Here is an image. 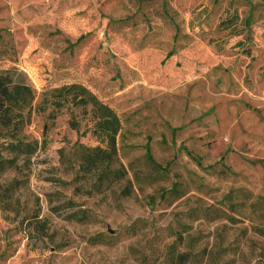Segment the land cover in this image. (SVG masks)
<instances>
[{
    "label": "rangeland",
    "instance_id": "rangeland-1",
    "mask_svg": "<svg viewBox=\"0 0 264 264\" xmlns=\"http://www.w3.org/2000/svg\"><path fill=\"white\" fill-rule=\"evenodd\" d=\"M72 83L119 117L123 179L81 175L88 114L35 109ZM17 139L40 147L0 169V264H264V0H0V155Z\"/></svg>",
    "mask_w": 264,
    "mask_h": 264
},
{
    "label": "trees",
    "instance_id": "trees-1",
    "mask_svg": "<svg viewBox=\"0 0 264 264\" xmlns=\"http://www.w3.org/2000/svg\"><path fill=\"white\" fill-rule=\"evenodd\" d=\"M236 16L229 19L228 24H233ZM227 24V25H228ZM229 26V25H228ZM36 93L31 86H18L7 98L4 108L12 113L15 111V117L18 121L23 118V111L32 107L35 101ZM69 103L72 107L80 108L81 111L89 115L91 122L90 132L95 139L104 144V147L97 145L94 147L80 146L78 150V158L80 159L79 171L82 176L93 174L97 178V186L102 187L104 181L110 183L124 178L126 170L122 164H117L113 169L110 164L113 159L117 158L116 138L121 129L119 117L114 110L107 104L100 101L94 94L81 84L72 83L69 85H62L52 91V98H42L35 105V109L39 112H44L47 105H51L54 109L61 108L64 103ZM49 117H54L51 112ZM15 122H13L14 124ZM18 127V123L14 124ZM39 144L37 141L25 142L22 139L11 141L7 144V150L14 153L12 157H3L0 155V169L1 167H14L15 158L18 155L29 156L36 152ZM145 157L152 168L159 171H167L166 166H162L153 158L148 143L145 144ZM176 183H173L171 189H175ZM166 192H162L164 196ZM74 213L69 217H74ZM37 230H38V226ZM41 226L40 233L48 236L43 231ZM102 241L100 235L96 236L95 242Z\"/></svg>",
    "mask_w": 264,
    "mask_h": 264
}]
</instances>
